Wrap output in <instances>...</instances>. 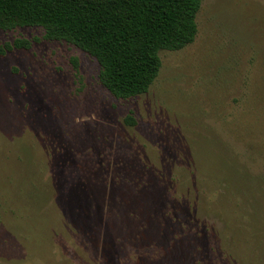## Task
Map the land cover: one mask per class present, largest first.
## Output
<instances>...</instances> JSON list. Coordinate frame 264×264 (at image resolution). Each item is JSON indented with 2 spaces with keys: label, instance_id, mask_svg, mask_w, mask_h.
Returning <instances> with one entry per match:
<instances>
[{
  "label": "rangeland",
  "instance_id": "obj_1",
  "mask_svg": "<svg viewBox=\"0 0 264 264\" xmlns=\"http://www.w3.org/2000/svg\"><path fill=\"white\" fill-rule=\"evenodd\" d=\"M196 21L128 98L80 47L0 29V264H264V0Z\"/></svg>",
  "mask_w": 264,
  "mask_h": 264
},
{
  "label": "trees",
  "instance_id": "obj_2",
  "mask_svg": "<svg viewBox=\"0 0 264 264\" xmlns=\"http://www.w3.org/2000/svg\"><path fill=\"white\" fill-rule=\"evenodd\" d=\"M201 4L202 0H0V29L39 26L45 39L80 47L99 63V82L115 96L128 98L147 92L158 77L161 50H180L195 40ZM30 46L31 40L20 37L4 47ZM72 62L78 72L77 57ZM125 121L134 119L129 115Z\"/></svg>",
  "mask_w": 264,
  "mask_h": 264
}]
</instances>
